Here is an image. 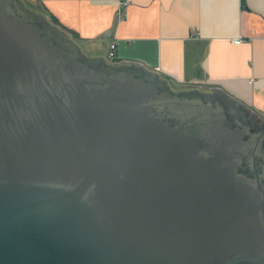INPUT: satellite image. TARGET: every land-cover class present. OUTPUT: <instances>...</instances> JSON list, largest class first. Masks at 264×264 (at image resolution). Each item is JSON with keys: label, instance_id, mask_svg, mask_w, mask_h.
I'll return each instance as SVG.
<instances>
[{"label": "water", "instance_id": "95a60500", "mask_svg": "<svg viewBox=\"0 0 264 264\" xmlns=\"http://www.w3.org/2000/svg\"><path fill=\"white\" fill-rule=\"evenodd\" d=\"M168 85L0 0V264H264V132Z\"/></svg>", "mask_w": 264, "mask_h": 264}, {"label": "crops", "instance_id": "0c3cea01", "mask_svg": "<svg viewBox=\"0 0 264 264\" xmlns=\"http://www.w3.org/2000/svg\"><path fill=\"white\" fill-rule=\"evenodd\" d=\"M37 4L36 13L88 57L139 64L174 87L223 93L264 123V0H131L118 22L116 0Z\"/></svg>", "mask_w": 264, "mask_h": 264}, {"label": "flooded vegetation", "instance_id": "af4514ba", "mask_svg": "<svg viewBox=\"0 0 264 264\" xmlns=\"http://www.w3.org/2000/svg\"><path fill=\"white\" fill-rule=\"evenodd\" d=\"M168 87L173 93H175L174 97L179 101H183L186 99L192 102H195V101L197 102L198 100H203V98L205 97V95L201 93H208V92H202V91H199L200 93H198L196 92L198 91L196 89H190V90H184V91H174L170 85H168ZM211 96L213 100H216V101H219L225 104L227 108H232L231 103L228 102L229 100L227 101L226 99H224L223 96L219 94L218 92L212 93ZM235 111L238 113V115H240L243 118L245 117L247 121L251 123L250 131L252 133H263L264 132V124L260 123L259 121L253 120L251 117H249V114L245 112V110L238 107L235 109Z\"/></svg>", "mask_w": 264, "mask_h": 264}, {"label": "built area", "instance_id": "2783aa9c", "mask_svg": "<svg viewBox=\"0 0 264 264\" xmlns=\"http://www.w3.org/2000/svg\"><path fill=\"white\" fill-rule=\"evenodd\" d=\"M131 3V0H116V12H115V19L116 21H122L124 18L123 11L125 8ZM234 44H239L241 43L240 39L239 40H234ZM114 50H115V43L111 42L109 44V51L107 58L111 59L114 57Z\"/></svg>", "mask_w": 264, "mask_h": 264}, {"label": "rangeland", "instance_id": "374dc122", "mask_svg": "<svg viewBox=\"0 0 264 264\" xmlns=\"http://www.w3.org/2000/svg\"><path fill=\"white\" fill-rule=\"evenodd\" d=\"M23 2V4L25 5L26 8H28L30 11H34V12H41V10L39 9L40 7L37 4V0H21ZM44 16V15H43ZM84 50V47H83ZM84 52H86V50H84ZM106 48H103L102 51H100V54H105ZM87 53V52H86Z\"/></svg>", "mask_w": 264, "mask_h": 264}, {"label": "trees", "instance_id": "16d2710c", "mask_svg": "<svg viewBox=\"0 0 264 264\" xmlns=\"http://www.w3.org/2000/svg\"><path fill=\"white\" fill-rule=\"evenodd\" d=\"M49 22L52 24V25H55L54 21L50 20L49 19Z\"/></svg>", "mask_w": 264, "mask_h": 264}]
</instances>
